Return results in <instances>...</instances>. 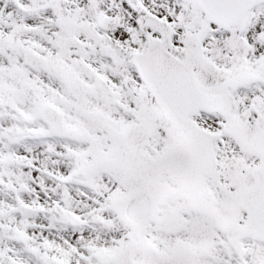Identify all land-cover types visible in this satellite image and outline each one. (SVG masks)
Here are the masks:
<instances>
[{
  "label": "snow or ice",
  "instance_id": "1",
  "mask_svg": "<svg viewBox=\"0 0 264 264\" xmlns=\"http://www.w3.org/2000/svg\"><path fill=\"white\" fill-rule=\"evenodd\" d=\"M0 264H264V0H0Z\"/></svg>",
  "mask_w": 264,
  "mask_h": 264
}]
</instances>
